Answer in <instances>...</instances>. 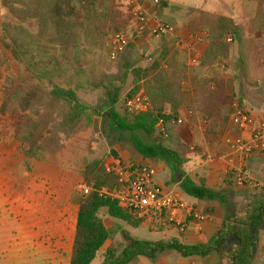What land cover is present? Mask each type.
Returning <instances> with one entry per match:
<instances>
[{"label": "trees", "instance_id": "16d2710c", "mask_svg": "<svg viewBox=\"0 0 264 264\" xmlns=\"http://www.w3.org/2000/svg\"><path fill=\"white\" fill-rule=\"evenodd\" d=\"M0 6L7 15L2 25L5 44L24 68L0 113L5 114L14 97L24 111L13 122V137L22 156L57 164L49 157L61 147L54 142L53 128L70 135L79 127L90 128L94 116L99 115L118 141L128 142L144 158L163 162L172 175L183 176L180 187L186 195L225 203L223 221L206 242L186 244L175 237L139 239L125 229L105 225L103 210L106 216L134 228L144 219L123 209L109 194H100L103 189L110 193L120 188L118 177L104 167L106 157L85 158L79 173L91 192L79 205L69 264H91L106 240L117 232L125 244L118 247L112 243L104 251L101 264H127L139 256L156 258L166 250L184 258L216 252L218 264H252L264 227V192L252 193L242 206H233L203 179L194 181L185 175L189 147L179 136L178 120L179 108L186 102L190 112L208 121V132L215 133L218 122L227 120L231 112L223 113V107L231 108L236 99L244 108L241 96L227 92L223 74L232 67L246 77L250 57L256 68L264 67V0H257L248 48L233 18L201 11L185 22L189 33L203 34L207 44L193 66L187 65L174 45L156 48L149 57L151 62L142 65L146 56L138 53L135 39L117 55L116 73L99 70L97 63L107 58L104 51L109 34L126 31L130 24V10L124 0H0ZM234 43L238 51L232 57ZM129 80L132 86L126 97L143 89L149 102L147 111L134 114L116 110ZM84 90L103 91L109 105L105 113L80 99L78 92ZM27 109H31L30 114ZM59 113L61 123L55 124ZM159 122L161 129L157 131ZM136 131L144 132L148 141ZM155 226L159 230L168 226L179 229L166 220Z\"/></svg>", "mask_w": 264, "mask_h": 264}, {"label": "crops", "instance_id": "0c3cea01", "mask_svg": "<svg viewBox=\"0 0 264 264\" xmlns=\"http://www.w3.org/2000/svg\"><path fill=\"white\" fill-rule=\"evenodd\" d=\"M144 11L151 17L172 24L175 31L162 38L145 36L137 41L146 39L156 41L152 51L158 47L174 45L181 52L185 62L191 54L190 51L181 50L176 46L177 40L190 42L202 53L206 48L204 35H192L185 24L186 20L199 12H209L233 18L239 25L244 39V47L252 40L251 20L257 9V0H141ZM258 34L255 36L257 37ZM149 51V48L148 50ZM238 46L232 45L231 56L237 55ZM246 77H242L239 71L229 67L223 74V80L227 92L241 96L244 108L255 118L264 117V67L256 68L251 57L246 63ZM235 74L238 76H235ZM236 101V99H235ZM231 108L223 107V113L228 114ZM180 118L179 136L188 145L187 161L183 166L185 175L194 181L203 179L205 185L224 194L233 206H242L246 197L257 191L264 192V151H254L244 158L238 151H233L227 139L236 137L248 138V134L234 126L230 119L220 120L215 133L208 132L209 123L198 113L190 112L186 102L179 108ZM230 117V114H229ZM10 140L0 141V169L10 174L6 175L7 188L20 185L16 199L19 200L15 208L27 210V218L39 228V238L56 239L57 244L49 247L54 257V263L69 264L72 244L74 239L76 220L82 196L75 190V184H81L82 177L78 175L81 162L75 164L76 169H63L59 164L25 158L17 153V143ZM112 148L119 152L121 158L134 160L135 163L150 164L157 169V181L177 190L181 197L193 207L195 211L205 216L199 223H190L184 230L168 226L159 230L155 225L144 221L134 230L139 235H145L143 231H137L145 226L151 237L146 240H160L178 238L186 244L206 242L220 227L225 215V203L214 199H197L186 195L180 183L183 179L179 173L171 174L165 164L158 160L144 158L133 147L127 148L122 144H113ZM138 161V162H137ZM16 165L22 168V175L26 179H20L16 172ZM243 174L247 177L246 184H238L237 177ZM76 195V197L74 196ZM227 202V203H228ZM184 211L180 217L185 218ZM107 218V217H106ZM107 220L109 223H107ZM107 227H120L127 230V224L117 219H105ZM126 224V225H125ZM134 228V227H133ZM128 231V230H127ZM131 232L129 231V234ZM117 232L112 238L106 240L103 248L96 258H100L101 264L104 251L118 239ZM131 235V234H130ZM139 238V236L131 235ZM141 239V238H139ZM47 243V241H44ZM49 246V245H48ZM47 249V247H44ZM49 251H47L49 253ZM47 252H44L45 254ZM100 255V256H99ZM95 258V259H96ZM94 259V260H95ZM92 261V263L94 262ZM91 263V264H92ZM219 258L216 252L207 256L184 258L174 250H166L156 258L139 256L127 264H218ZM47 264V263H46Z\"/></svg>", "mask_w": 264, "mask_h": 264}, {"label": "rangeland", "instance_id": "374dc122", "mask_svg": "<svg viewBox=\"0 0 264 264\" xmlns=\"http://www.w3.org/2000/svg\"><path fill=\"white\" fill-rule=\"evenodd\" d=\"M124 4L129 7V0H124ZM6 20V11L0 6V109L5 98H7L9 93L13 91V85L17 84L24 74L23 65L15 60L11 49L5 44L7 43V40H5L2 35V25ZM128 26L129 25H127L126 30L128 29ZM155 43L156 41H147L146 39L136 41L138 53H143L146 56V58L141 61L142 65H148L151 62L149 57L153 52L152 48L154 46H159ZM148 48L149 51H147ZM104 53L105 56H107L106 50ZM116 63V59L111 60L107 56L105 60H101V62H98L97 65L99 70L116 73ZM131 86V80H129L123 89L120 101L116 104V110L120 113H124L126 111L124 99L126 98ZM78 94L80 99L86 104L94 107L101 113L106 112L109 105L103 96L102 90H84L79 91ZM25 112L30 114L31 109H27ZM20 113H24V111H22L19 106L17 99L15 97L10 99L5 110V114L2 115L0 113V141L10 140L9 143L14 141L18 145V142L13 137V122L14 117ZM61 119L62 114L59 113L55 124L61 123ZM159 129H161V127ZM159 129L157 131H159ZM53 130V137L55 139L54 142H56V145L61 147H59L60 149L58 148L60 151L57 154H49V157L54 158V161L61 165L63 169H76L75 164L79 163V161L82 163L85 158L103 159L106 155L112 153L119 155V152L112 148L111 145L113 144H122L127 148H129V146L131 147L128 142L118 141L117 134L108 130L103 118L99 115L94 116L93 124L87 130L79 127L70 135H65L57 127L53 128ZM136 133L141 138L148 141V136L144 132L136 131ZM17 153H19L18 150ZM126 161L134 162L132 159ZM13 172H16L20 179H26V177L22 175V168L20 165H16V170ZM10 173L11 172L7 173V171L0 169V264L54 263V257L49 251L51 250L49 247L53 249L55 244H57V240L47 239L45 237H40V239H38L40 230L32 223L31 220L27 218V210L21 207L15 208V205L18 206L17 203L19 202V200H15L16 194L21 190V187L20 185H17L15 188L14 184L16 183H13V181L10 180L9 182L11 187L9 189L7 188L6 175ZM78 175L81 176L80 173H78ZM81 183H84L83 178ZM74 188L82 197H84V194L79 189V184H75ZM74 196L76 197L75 194ZM102 215L104 216V220L107 218L109 220L116 219L108 215L106 216L104 210L102 211ZM107 223H109L108 220ZM134 229L135 228L127 225V230L128 232H131V235L133 234L135 236H139L141 239H146L142 236L151 237L144 225L137 231H143L145 232V235H139ZM117 237L118 239L115 243L118 247H122L125 244V241L120 233ZM44 241H47V243ZM45 246L47 249L44 248ZM102 248L103 247H101V249ZM47 251H49V253ZM44 252L47 253L45 254ZM98 262H100V258L97 257L92 264H98ZM252 264H264V227L260 232V241L258 247L256 248Z\"/></svg>", "mask_w": 264, "mask_h": 264}, {"label": "built area", "instance_id": "2783aa9c", "mask_svg": "<svg viewBox=\"0 0 264 264\" xmlns=\"http://www.w3.org/2000/svg\"><path fill=\"white\" fill-rule=\"evenodd\" d=\"M158 3L159 0H153ZM131 20L126 31L111 32L107 38V56L115 60L130 40H137L145 36L162 38L171 35L175 28L168 22L151 18L143 9L141 0H129ZM196 36V35H195ZM230 40V38H228ZM176 46L181 50L190 51L187 65L193 66L201 53L190 42L177 40ZM125 110L128 113H139L149 108L148 98L143 89L131 97L124 99ZM230 122L240 131L248 134V138L236 137L227 139V143L233 151H238L247 158L254 151H264V117L255 119L237 101H234L230 112ZM182 120L179 118L178 123ZM161 127V122L157 128ZM106 171L118 177L120 188L107 192L105 189L100 194H109L117 200L118 204L129 213L142 217L144 221L156 224L162 220L175 223L179 230H184L190 223H201L205 216L198 213L180 195V193L157 181V169L150 164L124 161L121 156L108 154L104 161ZM247 177L240 174L237 177L238 184H246ZM79 189L84 195L91 192L86 184H79ZM186 213L185 218L180 217V212ZM192 218L190 222L188 219Z\"/></svg>", "mask_w": 264, "mask_h": 264}]
</instances>
